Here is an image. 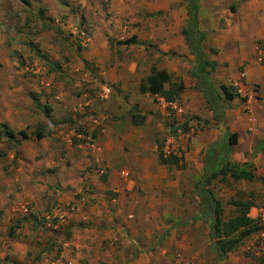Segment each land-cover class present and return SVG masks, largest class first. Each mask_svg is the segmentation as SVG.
Returning a JSON list of instances; mask_svg holds the SVG:
<instances>
[{
    "label": "crops",
    "instance_id": "1",
    "mask_svg": "<svg viewBox=\"0 0 264 264\" xmlns=\"http://www.w3.org/2000/svg\"><path fill=\"white\" fill-rule=\"evenodd\" d=\"M1 3L0 0V6ZM56 3L70 15L71 7L79 8V16L83 14L87 19L84 49L79 63L74 65L84 73L85 88L86 82L91 83L89 88H97L99 84L95 82L99 81L112 89L108 101L78 100L70 112L81 114V106L88 103L85 108L105 120V131L98 137L100 152L55 140L50 122V118H55L53 106L44 109L45 116L39 114L37 106L40 94L49 91L50 82L40 79L36 85L13 70V66H18L15 54L20 49L11 41L8 23L0 13V264H160L161 260L168 262L172 258L180 264H253L236 252L219 259L215 245L207 239L212 216L203 192L202 197L191 194V187L192 202L182 193L185 185L188 189L198 183L205 166L211 169V160L214 168L225 160L239 166L251 163L255 175L264 178V63L259 66L260 62L247 58L255 44L264 47V0H196L197 30L203 35L204 58L212 48L216 50L215 57L207 60L216 65L210 72L212 83L214 76L222 80L227 76L222 68L226 61L229 72L233 71L232 66L245 65L248 81L259 84L254 100L247 94L239 106L232 103L234 99L224 104L223 122L213 120L203 94L195 89L194 58L184 34L190 30L187 0ZM121 22L128 27L121 28ZM95 23L102 25L92 26ZM131 37L135 39L128 50L132 54L118 58L113 43ZM152 68L164 70L172 82H181L183 91L172 101L140 93L139 86ZM36 70L39 72V68ZM225 84L222 81L221 85ZM29 86L36 91L31 93L34 98L28 94ZM170 102L178 107L172 111V119L166 115V104ZM231 104L233 110L229 111ZM187 111L198 118L185 117ZM140 112L145 117L157 113L160 118L154 122L147 118L133 128V115ZM187 119L194 120L196 128L184 155L163 157L182 166L177 175L168 174L156 158H148L155 147V130L163 128L161 121L182 123ZM38 124L43 127L37 129ZM182 127L187 130L186 125ZM27 129L31 133H26ZM4 130L13 133V138L8 139ZM38 130L42 133L40 139L34 136ZM20 131L26 133V139L18 134ZM230 134H236L237 140L228 146ZM97 167L105 174L97 175ZM118 170L127 172L128 177H121ZM136 184L164 185V202H178L176 208H164L162 213L176 217V226L166 227L164 237H168L170 228L175 232L177 225L185 226L179 240L170 243L176 246V254L158 257L149 252L150 243H134L137 228L127 217H133V211L136 215H157L150 203L136 196ZM175 184L177 191L181 187L177 197L171 198L169 191ZM199 198L204 201L202 207ZM59 203L71 205L73 210L64 221L49 222L46 218ZM23 205L30 207L32 218L24 220L19 214ZM259 208L251 207L248 217L255 220ZM125 228L131 229L128 237Z\"/></svg>",
    "mask_w": 264,
    "mask_h": 264
},
{
    "label": "rangeland",
    "instance_id": "2",
    "mask_svg": "<svg viewBox=\"0 0 264 264\" xmlns=\"http://www.w3.org/2000/svg\"><path fill=\"white\" fill-rule=\"evenodd\" d=\"M1 2L0 13L8 23V33H10L9 37H11V41L15 42L14 45H17V49H20L19 51H16L15 54V60H18V66H13V70L16 71L17 75H19L22 79L28 80L31 83L34 82L36 83V85L39 83L40 79L50 82L49 91L40 94V98H38L40 101L37 103V106L39 114H43L44 116V109L46 107H50L49 105L53 106V117L55 118L54 120L50 118V122H52L51 125L54 128L53 131L55 132V140H57L58 142H64L60 138L59 133L64 132L67 127L75 121L82 122L84 119L82 114L77 113L76 115H74V112H70L72 105H75V102H77L78 100L88 101L90 99H96L94 100V102L97 101L98 103H100L96 96L102 83L96 81L95 83L99 84V86L97 88H89L91 83L86 82L88 87L85 88V80L83 77L84 73H82L81 70H77V67L74 66L79 63L82 56V51L84 49L83 38L84 35L87 34L85 31L89 30L88 28H86L88 26L86 24L87 19H85L83 14L79 16V8H75L74 6L71 7L73 15H70L68 12L63 11L62 9H60L61 6L60 8L57 6L58 2L56 3V0H1ZM60 4L62 5V3H59V5ZM48 5L51 7L48 8ZM125 22H121V28L128 27V24ZM101 25L102 23H95L92 26L101 27ZM133 40L135 39L132 37L124 38L117 43L116 41L113 43L115 44V47L113 48L118 49L116 53V56L118 58L119 56L123 57L124 55H127L128 58L130 57L132 52H128V50L130 49L129 46L133 43ZM254 47H257L256 44ZM262 48L264 50V47ZM21 49H23V51ZM136 49H138V47H136ZM215 54L216 50L212 48V50H210V54L205 59L208 60V58H214ZM234 58L237 57L235 56ZM247 58H249L252 62L257 63L258 60L255 54V49L253 50V53L251 55L247 56ZM235 63L236 62H234V64ZM263 63L264 60L260 61L258 65L262 66ZM228 64L229 62L225 61L224 65L222 66V68L224 69L223 71L227 74V76L223 80L220 77L217 78L214 76V78H212L214 85L218 87L222 84V81H225V85H227V87L231 89L234 88L235 92L238 93L239 96L238 98L234 99L232 103L236 102L238 106L239 104H242L243 97H246V94L248 93L253 94V100L254 98H257L258 95L256 94V92L258 90L259 84L248 81L245 71V65L240 66L237 64L235 67L232 66L233 71L229 72ZM30 67H33L34 69L39 68V72L33 74L29 69ZM20 83L21 82H18V84ZM28 89L29 96L31 95L33 97L34 94L32 95L31 93L34 92L36 94V91L31 90V86H29ZM43 94L49 96H46L44 98ZM244 102L245 101H243V103ZM232 108V104L228 106L229 111L233 110ZM185 113V117H194L197 115L194 112L189 111ZM133 117L134 118L132 126L133 128H137L141 125H139V123L145 122V119L148 118L151 119V121L153 120L154 122V120L160 118V115L156 113L152 114L151 116L147 115L145 117L143 116L142 112H140V114H135L133 115ZM163 122L161 121L163 128H157L155 130L157 133L155 134V147L152 153L148 154V158H156V160L159 161V165L163 167V170H165L168 174L171 173L173 175H177L180 171L179 167L182 166L179 163L175 164L173 159H169L164 164H162L160 162V150H158V148L160 147V144H163L162 140L168 133H176L177 129H183V127L182 125H180V122L175 123L172 121L168 124L166 122H164L163 124ZM39 126L43 127L41 124H38L36 128L40 129ZM26 133H31V130L27 129ZM146 146H149V144H147ZM209 161H205V164L207 162L209 163ZM210 164L211 169H213V160H211ZM209 168L210 167L208 166H205V168H203L201 177L197 184L189 185L188 189H186L185 185L182 197H184L186 200L191 201V198H189L191 192V194H199L200 197H202V192L207 193V195L212 200H216L220 204V207L223 211V220L235 214L234 208L229 205V202L232 199H250L254 202L255 206H264V189L259 181L234 182L229 177L222 178L221 175H217L210 179L209 184H206L205 177L208 173ZM213 170L214 172L219 171L220 166L214 168ZM119 171L120 170H118V172ZM255 171L256 169L254 167V172ZM261 176L263 177V175H260V177ZM144 186L143 184H136L133 188V191L134 193H136L137 197H139L140 199H145L146 203H150L152 208H154L153 211L156 212L157 215H136L134 214L135 211H133L131 213L133 217H127V220L131 221L132 225L137 228L136 231L134 230V236L137 242L134 241V243H150L151 246H149V252L152 255H156L158 257L167 256L168 254H176V246L173 247L172 245H170V243H175L177 240H179V237L184 234L183 232H185V226L177 225L179 226V229H177V231L175 232L171 231L170 228L169 232L167 233L168 237H164L166 227H171L172 225V228H174V226H176L174 223L176 217L169 215L163 216L162 213L164 208L174 209L179 204L176 200L168 201L167 203L164 202L163 198H165L166 196V189L164 185L145 184ZM180 187L181 186H178L177 191V185H173L171 190L172 192L169 191L171 198L177 197ZM191 187L192 191L190 192ZM203 203L204 201L199 198V207H202ZM59 205L64 204L59 203L58 206ZM23 206L28 207L30 210V207L28 205ZM137 206L138 205L135 206V209H137ZM20 208L18 209L19 211ZM28 217L32 218L33 216L32 214H30L29 216H23L24 220H26ZM125 229L124 230L126 231V237H128L131 229ZM256 234L257 233L252 234L244 241L243 245L238 247H243V251L237 248L233 252H236L240 256L251 259L253 261V264H264V259H256L255 257H253L248 248L250 245L249 241H251V239ZM209 236L210 235H207V239L210 243H213V240H210ZM142 250H145V247H143ZM239 251L240 253H238ZM159 263L180 264L177 263L174 258H172L168 262L161 260V262Z\"/></svg>",
    "mask_w": 264,
    "mask_h": 264
},
{
    "label": "trees",
    "instance_id": "3",
    "mask_svg": "<svg viewBox=\"0 0 264 264\" xmlns=\"http://www.w3.org/2000/svg\"><path fill=\"white\" fill-rule=\"evenodd\" d=\"M187 11L190 19V30L184 32L186 42L190 54L194 58V69L192 77L196 78L197 84L195 89L203 94L208 108L213 114V120L216 122H223V106L225 103L238 98L239 94L235 89H231L225 85H220L217 88L211 81L210 72L214 71L216 65L213 61H207L204 58L202 49L203 35L197 30V6L196 0H187ZM129 43V42H126ZM165 86H168L165 89ZM140 93H149L164 97L167 101H172L183 91V84L181 82H172L170 76L164 70L151 69L149 76H147L139 86ZM245 101V99H242ZM47 108V107H46ZM4 135L11 139L13 133L3 131ZM22 138L26 139L27 135L24 131L18 133ZM36 139L42 137V133L38 130L34 134ZM236 134L228 136L227 145L231 146L236 143ZM168 159H163L160 151V162L164 164ZM174 162H176L174 160ZM221 175L222 178L229 177L234 182L259 181L264 189V178L257 177L251 163H245L239 166L230 161H224L220 166V170L214 172L209 169L205 177L206 184H209L210 179ZM203 186V184H202ZM203 197L207 203L206 207L211 211V229L210 237L213 240L219 259H223L225 255L235 251L239 246L244 244V241L252 234L264 230V224L248 217V212L254 206V202L250 199H232L229 202L235 214L225 220L222 219V209L216 200L203 192Z\"/></svg>",
    "mask_w": 264,
    "mask_h": 264
},
{
    "label": "built area",
    "instance_id": "4",
    "mask_svg": "<svg viewBox=\"0 0 264 264\" xmlns=\"http://www.w3.org/2000/svg\"><path fill=\"white\" fill-rule=\"evenodd\" d=\"M264 51L260 46L255 48V54L258 62L262 61L264 55ZM33 74L38 73L36 69L33 67L29 68ZM236 84V83H235ZM112 93V89L107 84H102L96 98L100 102H106L109 100ZM250 97L252 98L251 93ZM247 98V94L246 97ZM253 99V98H252ZM86 103V102H85ZM83 111L82 115L84 117L82 122H74L70 124L64 132L59 133L60 138L66 142L67 144L74 145L77 147H85L89 148L93 151L100 152V146L98 142V137L105 131V120L103 117L99 115H95L88 111L85 107L89 106L88 103L82 105ZM81 106V107H82ZM168 110L167 117L169 119L173 118L172 111H177L178 107L176 103L170 102L166 104ZM180 125H186L187 130L183 131L182 129H177L176 133H168L163 142V146L161 149V154L165 158L181 156L184 155L187 151V141L193 135V132L196 128L195 122L192 119H187L186 121L180 123ZM95 164L99 165L98 160L94 161ZM97 175H104L105 171L101 167H97L96 169ZM120 176L123 178L128 177V173L125 171L120 172ZM73 210L71 205H57L54 207L51 214L48 215L46 220L52 222L53 220L64 221L67 217V214ZM21 216H29L30 210L26 206H22L20 208ZM255 220L261 224H264V206L260 207L256 213ZM250 253L256 259L261 258L264 259V230L259 231L250 241L249 245ZM50 262V260H49Z\"/></svg>",
    "mask_w": 264,
    "mask_h": 264
}]
</instances>
